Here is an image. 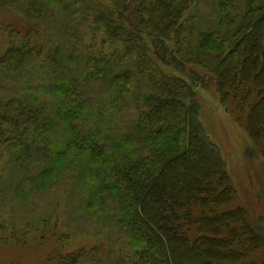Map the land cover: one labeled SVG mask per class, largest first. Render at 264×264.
Wrapping results in <instances>:
<instances>
[{
	"label": "trees",
	"instance_id": "trees-1",
	"mask_svg": "<svg viewBox=\"0 0 264 264\" xmlns=\"http://www.w3.org/2000/svg\"><path fill=\"white\" fill-rule=\"evenodd\" d=\"M0 6L25 22L0 49V246L69 239L3 209L66 191L109 236L44 264H264L195 89L213 84L264 157V0Z\"/></svg>",
	"mask_w": 264,
	"mask_h": 264
},
{
	"label": "rangeland",
	"instance_id": "rangeland-1",
	"mask_svg": "<svg viewBox=\"0 0 264 264\" xmlns=\"http://www.w3.org/2000/svg\"><path fill=\"white\" fill-rule=\"evenodd\" d=\"M102 1L107 3V0ZM24 24L23 17L17 11L0 6V49L3 50L7 46L10 31H20ZM100 47L101 45L98 46V48ZM164 68L170 74L177 73L189 76L184 74V71L178 72L167 66ZM191 68L187 67L186 71ZM195 89L200 105V119L212 139L221 147L228 173L237 191L238 200L248 209L253 223L262 226L264 235V157L255 147L245 129L240 127L221 105L213 84L209 87L197 85ZM61 190L65 191L64 188ZM70 198L71 194L66 195L65 191V194L56 193L46 196L45 199H35L24 205L16 202H5L3 208L5 214L10 217H18L20 219L18 224L25 222L36 229L41 224L39 221L49 214L57 219L59 224L58 237L61 232L70 237L66 240L58 238L57 242L49 238L43 240L35 231L29 234L28 238L31 237V239L23 246L1 245L0 264H44L46 257L51 254L56 246L63 245L64 251H74L101 241H107L109 230L102 228V226L97 225L93 229L84 231L81 218H77V210H79L81 201L76 198L69 203ZM54 224L55 221L50 223L51 229ZM13 249L15 250L12 251ZM259 256L258 260H264V245ZM9 258L12 262H8Z\"/></svg>",
	"mask_w": 264,
	"mask_h": 264
}]
</instances>
